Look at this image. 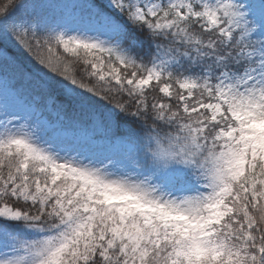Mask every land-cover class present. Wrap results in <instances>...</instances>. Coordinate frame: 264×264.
<instances>
[{"label": "snow or ice", "instance_id": "obj_1", "mask_svg": "<svg viewBox=\"0 0 264 264\" xmlns=\"http://www.w3.org/2000/svg\"><path fill=\"white\" fill-rule=\"evenodd\" d=\"M0 264H264V0H0Z\"/></svg>", "mask_w": 264, "mask_h": 264}]
</instances>
